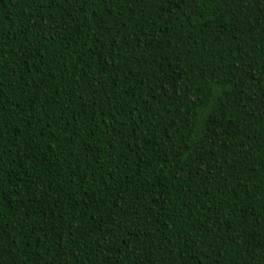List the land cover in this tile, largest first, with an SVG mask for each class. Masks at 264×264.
I'll return each mask as SVG.
<instances>
[{
	"label": "trees",
	"instance_id": "trees-1",
	"mask_svg": "<svg viewBox=\"0 0 264 264\" xmlns=\"http://www.w3.org/2000/svg\"><path fill=\"white\" fill-rule=\"evenodd\" d=\"M0 264H264V0H0Z\"/></svg>",
	"mask_w": 264,
	"mask_h": 264
}]
</instances>
